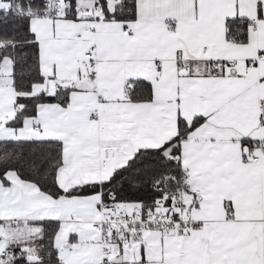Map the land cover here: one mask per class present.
<instances>
[{
	"label": "snow or ice",
	"instance_id": "1",
	"mask_svg": "<svg viewBox=\"0 0 264 264\" xmlns=\"http://www.w3.org/2000/svg\"><path fill=\"white\" fill-rule=\"evenodd\" d=\"M0 264H264V0H0Z\"/></svg>",
	"mask_w": 264,
	"mask_h": 264
}]
</instances>
